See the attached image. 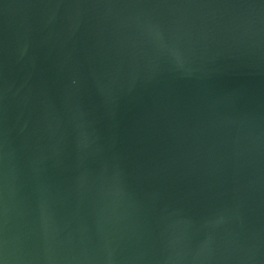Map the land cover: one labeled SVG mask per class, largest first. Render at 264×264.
Instances as JSON below:
<instances>
[{"label": "water", "instance_id": "obj_1", "mask_svg": "<svg viewBox=\"0 0 264 264\" xmlns=\"http://www.w3.org/2000/svg\"><path fill=\"white\" fill-rule=\"evenodd\" d=\"M2 264H264V0H0Z\"/></svg>", "mask_w": 264, "mask_h": 264}, {"label": "snow or ice", "instance_id": "obj_2", "mask_svg": "<svg viewBox=\"0 0 264 264\" xmlns=\"http://www.w3.org/2000/svg\"><path fill=\"white\" fill-rule=\"evenodd\" d=\"M0 264H2V261H0Z\"/></svg>", "mask_w": 264, "mask_h": 264}]
</instances>
